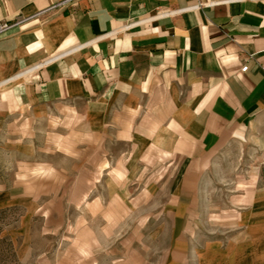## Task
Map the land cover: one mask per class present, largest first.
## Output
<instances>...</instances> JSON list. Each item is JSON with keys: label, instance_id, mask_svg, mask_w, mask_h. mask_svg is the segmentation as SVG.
<instances>
[{"label": "crops", "instance_id": "0c3cea01", "mask_svg": "<svg viewBox=\"0 0 264 264\" xmlns=\"http://www.w3.org/2000/svg\"><path fill=\"white\" fill-rule=\"evenodd\" d=\"M65 1L0 0V22L33 17L0 37L1 103L34 122L64 107L100 139L166 153L173 227L200 230L208 183L262 139L264 0ZM239 192L224 264H264V191Z\"/></svg>", "mask_w": 264, "mask_h": 264}, {"label": "rangeland", "instance_id": "374dc122", "mask_svg": "<svg viewBox=\"0 0 264 264\" xmlns=\"http://www.w3.org/2000/svg\"><path fill=\"white\" fill-rule=\"evenodd\" d=\"M6 106L0 101V264H224L239 230L232 196L264 191L263 130L208 183L201 229L179 230L166 153L100 139L64 107L34 122Z\"/></svg>", "mask_w": 264, "mask_h": 264}, {"label": "built area", "instance_id": "2783aa9c", "mask_svg": "<svg viewBox=\"0 0 264 264\" xmlns=\"http://www.w3.org/2000/svg\"><path fill=\"white\" fill-rule=\"evenodd\" d=\"M67 2H69V0L65 1L61 5H64ZM61 5H59V6H61ZM54 8H56V7H54ZM31 18H33V17H30V18H19V19H16L14 21H1L0 22V37L4 36V35H7L11 31L15 30L16 28L20 27L21 25H23L27 21L31 20ZM247 70H248L247 66L243 67V69H242V71H247Z\"/></svg>", "mask_w": 264, "mask_h": 264}]
</instances>
